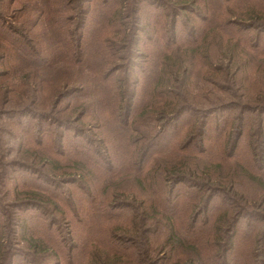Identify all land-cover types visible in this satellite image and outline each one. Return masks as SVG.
<instances>
[{
  "label": "trees",
  "instance_id": "obj_1",
  "mask_svg": "<svg viewBox=\"0 0 264 264\" xmlns=\"http://www.w3.org/2000/svg\"><path fill=\"white\" fill-rule=\"evenodd\" d=\"M4 193L0 264H264V0H0Z\"/></svg>",
  "mask_w": 264,
  "mask_h": 264
},
{
  "label": "rangeland",
  "instance_id": "obj_2",
  "mask_svg": "<svg viewBox=\"0 0 264 264\" xmlns=\"http://www.w3.org/2000/svg\"><path fill=\"white\" fill-rule=\"evenodd\" d=\"M96 2H98V1H96ZM213 121H215V120H213ZM241 142H242V145H243L245 143V138H243ZM13 176H14V178L10 182V186L11 187H13V185H15L17 182H22V179L24 178V176H27V175L26 174H23L22 172L16 171L13 174ZM69 180L71 181L72 179H69ZM248 183L249 182L247 181L246 186L243 188L244 192L246 194H248L249 196L255 195V198H256L259 195V193H260L258 187L257 186H254V185H251V184H248ZM67 188H69V187H67ZM241 192H242V190H241ZM10 201H11V198L9 196H6V193H4V194H2L0 196V206L1 205H4V204L6 205L7 203H10ZM29 214H30V217H31L30 218L31 219L30 220V223L37 222L39 220L38 218H40V214H38L36 211H31ZM34 214L39 215V217L38 218L33 217ZM246 221H247L246 218H244L242 220V223H241V226H240L241 231L239 232L238 237H237L238 239H242L243 238V232H244V229L246 227Z\"/></svg>",
  "mask_w": 264,
  "mask_h": 264
}]
</instances>
